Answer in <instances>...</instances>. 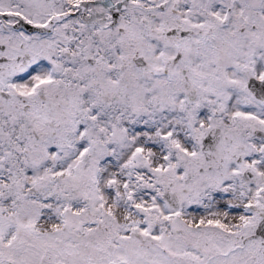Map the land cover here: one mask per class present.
<instances>
[{
	"label": "snow or ice",
	"instance_id": "snow-or-ice-1",
	"mask_svg": "<svg viewBox=\"0 0 264 264\" xmlns=\"http://www.w3.org/2000/svg\"><path fill=\"white\" fill-rule=\"evenodd\" d=\"M0 264H264V0H0Z\"/></svg>",
	"mask_w": 264,
	"mask_h": 264
}]
</instances>
